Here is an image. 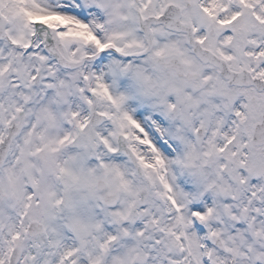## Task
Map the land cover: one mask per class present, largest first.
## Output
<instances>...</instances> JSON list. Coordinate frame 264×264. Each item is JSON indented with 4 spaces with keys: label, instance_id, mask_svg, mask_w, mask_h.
Listing matches in <instances>:
<instances>
[{
    "label": "snow or ice",
    "instance_id": "snow-or-ice-1",
    "mask_svg": "<svg viewBox=\"0 0 264 264\" xmlns=\"http://www.w3.org/2000/svg\"><path fill=\"white\" fill-rule=\"evenodd\" d=\"M0 264H264V0H0Z\"/></svg>",
    "mask_w": 264,
    "mask_h": 264
}]
</instances>
